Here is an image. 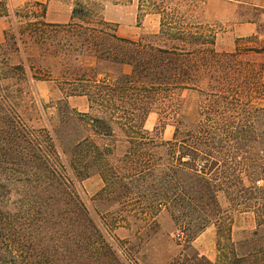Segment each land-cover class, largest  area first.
I'll use <instances>...</instances> for the list:
<instances>
[{
	"label": "trees",
	"instance_id": "16d2710c",
	"mask_svg": "<svg viewBox=\"0 0 264 264\" xmlns=\"http://www.w3.org/2000/svg\"><path fill=\"white\" fill-rule=\"evenodd\" d=\"M226 1L248 7L264 36L263 6ZM206 2L142 0L161 21L139 39L81 2L67 24L49 23L39 2L10 16L0 45V264H142L163 207L184 241L169 239L178 253L165 264H264V65L254 58L264 44L220 51L201 18ZM40 81L59 83L62 97L40 106ZM181 91L201 98L195 121L180 112ZM79 99L87 111L72 105ZM159 108L174 116L171 140L163 126L145 128ZM41 110L48 127L34 124ZM96 175L103 187L90 208L81 185ZM232 210L255 218L239 240ZM211 225L216 262L194 247Z\"/></svg>",
	"mask_w": 264,
	"mask_h": 264
},
{
	"label": "rangeland",
	"instance_id": "374dc122",
	"mask_svg": "<svg viewBox=\"0 0 264 264\" xmlns=\"http://www.w3.org/2000/svg\"><path fill=\"white\" fill-rule=\"evenodd\" d=\"M251 1L257 6L264 7V0H243ZM44 3L46 6V19L52 24H67L71 21L72 11L76 2L84 5L98 6L101 10V16L106 21L115 25L120 37L139 39L143 34H155L160 27L161 17L153 14L147 7H143L142 0H0V45L5 41L6 33L13 28L10 16L17 10L24 9L28 4ZM201 18L217 32V46L220 51H234L237 47L259 46L264 44V36H250L252 30L247 27L249 14L253 15L248 7L242 6L238 2L226 0H207L202 5ZM34 10H40L34 9ZM9 15V16H8ZM200 15V14H199ZM257 62L264 65V54L254 57ZM20 57H16L13 63H18ZM264 75V74H263ZM264 78V77H263ZM60 86L57 82L40 81L34 82L35 96L38 104L45 105L53 100L62 97ZM177 100L180 103V112H182L190 121H195L198 114V108L201 101L199 95L192 91H181ZM72 105L79 111H87L85 99L72 100ZM37 113L34 117V124L37 127H48L44 111ZM49 118V117H48ZM163 126L162 137L165 140H171L174 134V116L165 112L163 108L155 110L148 117L145 128L153 132L155 127ZM263 186V183H260ZM84 199L90 208H94V198L103 187V180L96 175L85 180L82 185ZM220 202L225 209H228V203L224 195L220 194ZM116 210L131 208L122 207L113 204ZM233 219V237L239 240L243 231H252L255 228V218L252 213H240L229 211ZM157 230H148L144 234V242L141 254L142 264H165L176 256L177 249L168 244L169 239L179 240V235L183 234L173 223L170 212L166 208H161L157 217ZM217 227L211 225L194 242L195 249L213 262L219 257L217 246ZM126 236L128 233L123 231ZM180 241V242H179ZM178 242L183 245V238ZM183 262L191 264L189 258Z\"/></svg>",
	"mask_w": 264,
	"mask_h": 264
},
{
	"label": "crops",
	"instance_id": "0c3cea01",
	"mask_svg": "<svg viewBox=\"0 0 264 264\" xmlns=\"http://www.w3.org/2000/svg\"><path fill=\"white\" fill-rule=\"evenodd\" d=\"M247 27L252 30L250 36L258 35V26L254 23H248ZM264 77V75H263ZM264 79V78H263Z\"/></svg>",
	"mask_w": 264,
	"mask_h": 264
},
{
	"label": "built area",
	"instance_id": "2783aa9c",
	"mask_svg": "<svg viewBox=\"0 0 264 264\" xmlns=\"http://www.w3.org/2000/svg\"><path fill=\"white\" fill-rule=\"evenodd\" d=\"M199 169H201V166H198Z\"/></svg>",
	"mask_w": 264,
	"mask_h": 264
}]
</instances>
